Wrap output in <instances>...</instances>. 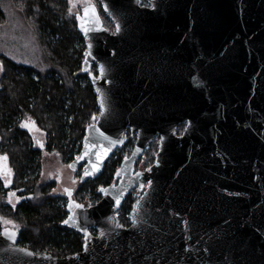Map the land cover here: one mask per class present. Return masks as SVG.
<instances>
[{"label":"water","instance_id":"obj_1","mask_svg":"<svg viewBox=\"0 0 264 264\" xmlns=\"http://www.w3.org/2000/svg\"><path fill=\"white\" fill-rule=\"evenodd\" d=\"M97 1L113 30L93 5L76 27L99 115L69 168L83 183L128 135L133 149L96 204L68 195L62 224L81 251L36 254L3 227L0 264H264V0Z\"/></svg>","mask_w":264,"mask_h":264},{"label":"trees","instance_id":"obj_2","mask_svg":"<svg viewBox=\"0 0 264 264\" xmlns=\"http://www.w3.org/2000/svg\"><path fill=\"white\" fill-rule=\"evenodd\" d=\"M6 9L18 15L44 63L29 64L0 51V155L6 156L13 174L10 183L0 180V217L17 226L20 246L62 258L81 251L83 239L62 224L67 216L66 199L53 195L55 182L41 183V153L53 152L63 164H69L82 147L86 127L99 115L93 87L81 71L85 42L66 0H0L2 25L7 22ZM103 17L104 25L112 30L110 21ZM92 72L96 73V66ZM27 119L45 133L43 150L34 146L30 134L21 127ZM183 127L179 126V133ZM134 143L135 137L128 135L102 172L78 186L75 199L89 204L99 200V188L111 183ZM157 150L158 138L142 156L148 166ZM137 197L136 190L130 191L117 211L124 226L129 225L127 216Z\"/></svg>","mask_w":264,"mask_h":264},{"label":"rangeland","instance_id":"obj_3","mask_svg":"<svg viewBox=\"0 0 264 264\" xmlns=\"http://www.w3.org/2000/svg\"><path fill=\"white\" fill-rule=\"evenodd\" d=\"M66 1L68 3L69 13L73 15L79 13L81 7H83L86 2H94V0H73V3H75L74 7L73 3H70L69 0ZM2 5L7 7L4 1ZM7 14V22L3 25L0 24V51L6 52V54L10 55L16 60L42 66L41 63L44 62L40 53L38 52L37 46L26 28L20 23L18 15L14 11L10 10H7ZM1 72L2 69L0 65V74ZM22 124L26 125L22 128L30 134L34 146L38 147V144H42L44 147L46 143L45 133L39 130L34 122L29 119L24 121ZM41 156L40 180L41 183L50 181L55 182V187L52 191L53 195L62 196L64 195L66 188L73 190L78 188L79 174L73 172L68 167V165L63 164L57 154L44 150L41 153ZM5 157V155H0V180L4 183H10L13 180V174L7 164V159H5ZM149 166L147 165L145 158L142 157L140 163H136L135 168L144 171ZM0 224L2 228L10 227L17 229V226L14 223L5 224L3 221H0ZM13 225H15V227H13Z\"/></svg>","mask_w":264,"mask_h":264},{"label":"flooded vegetation","instance_id":"obj_4","mask_svg":"<svg viewBox=\"0 0 264 264\" xmlns=\"http://www.w3.org/2000/svg\"><path fill=\"white\" fill-rule=\"evenodd\" d=\"M143 2H144V0H143ZM87 5H93L96 9H97V12H98V14H99V16L101 17V20H102V22H103V26L105 27V28H107L105 25H104V17L103 16H105L104 15V13L102 12V9H101V6H100V4H99V2L97 1V0H94V2H86V4L83 6V7H85V6H87ZM83 7H81V9H80V12L79 13H77V14H75L74 16H75V22H76V18H77V16L78 15H81V12H82V9H83ZM77 28V27H76ZM108 29V28H107ZM110 30V29H109ZM113 30V29H112ZM112 30H110V31H112ZM39 146H42V147H39L41 150H43L42 148H44L43 147V145L42 144H38ZM53 153V152H52ZM129 156V155H128ZM127 157V156H126ZM125 158V157H124ZM67 165H69V164H67ZM136 166V165H135ZM69 167V166H68ZM81 172H82V168L80 167L75 173H77V174H79L78 175V186L80 185V184H82V183H80L79 182V179H80V176H81ZM113 181H116L117 182V179L115 180V176H114V179L111 181V183L113 182ZM84 183V182H83ZM110 183V184H111ZM109 184V185H110ZM108 186V185H107ZM101 188H103V187H100L99 188V190L101 189ZM66 189H69L70 190V192H71V196H72V198H73V200H75L76 202H78L76 199H75V193H76V190L74 189H70V188H66ZM99 190H98V192H99ZM134 190H136V195H138V193H139V190L136 188V189H134ZM100 193V192H99ZM68 193L67 192H64V195H62L61 197H64L65 199H66V208H67V204H68ZM59 196V195H58ZM101 199V198H100ZM99 199V200H100ZM99 200H97L96 202H94V203H92V204H86V203H83L85 206H91V205H94V204H96ZM78 203H81V202H78ZM67 211V210H66ZM13 229V228H12ZM16 232H17V230L16 229H14ZM92 230V229H91ZM94 231V230H93ZM18 233V232H17ZM92 234H95V231H94V233L93 232H91ZM19 242V241H18ZM18 245H19V243H18ZM21 247H23V246H21ZM26 248V247H25Z\"/></svg>","mask_w":264,"mask_h":264},{"label":"snow or ice","instance_id":"obj_5","mask_svg":"<svg viewBox=\"0 0 264 264\" xmlns=\"http://www.w3.org/2000/svg\"><path fill=\"white\" fill-rule=\"evenodd\" d=\"M69 2H70V3H73V0H69ZM138 2H139V0H138ZM73 6L75 7V3H73ZM84 11H85V14L87 15V13L89 12V8L85 7ZM93 12H94V9H93ZM78 18H79V17H78ZM82 30H84V31L87 33V29H83V25H82ZM116 30L119 31V25H117V29H116ZM100 71H101V74H103V71H104L103 66H101ZM103 107H104V103L102 102V103H101V108H103ZM25 126H26V125H24V124L21 125V127H25ZM101 135H103V133H101ZM105 138H106V137H105ZM5 159H6V157H5ZM69 167H73V166H72V165H69ZM86 174H87V173H86ZM100 191H101V192H104L105 189L101 188ZM65 192H67V193L69 194V196H71V192H70L69 189H65ZM13 195H14V194H13ZM117 203H119L118 200H117ZM76 207L79 208V207H82V205H78V204H77ZM70 219H71V217H70ZM0 221H3L5 224H13L12 221H6V220H4L2 217H0ZM65 223H67V221H65ZM13 227H15V225H13ZM6 234L9 235V236H12V235H14V232H7Z\"/></svg>","mask_w":264,"mask_h":264},{"label":"crops","instance_id":"obj_6","mask_svg":"<svg viewBox=\"0 0 264 264\" xmlns=\"http://www.w3.org/2000/svg\"><path fill=\"white\" fill-rule=\"evenodd\" d=\"M1 162V161H0Z\"/></svg>","mask_w":264,"mask_h":264}]
</instances>
